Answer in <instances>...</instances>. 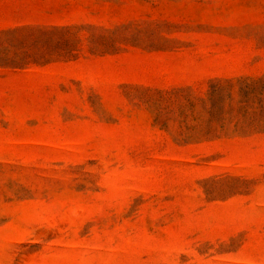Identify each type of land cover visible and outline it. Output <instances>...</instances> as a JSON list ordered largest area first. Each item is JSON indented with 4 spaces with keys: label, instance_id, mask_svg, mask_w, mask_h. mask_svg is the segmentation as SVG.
I'll list each match as a JSON object with an SVG mask.
<instances>
[{
    "label": "rangeland",
    "instance_id": "1",
    "mask_svg": "<svg viewBox=\"0 0 264 264\" xmlns=\"http://www.w3.org/2000/svg\"><path fill=\"white\" fill-rule=\"evenodd\" d=\"M0 264H264V0H0Z\"/></svg>",
    "mask_w": 264,
    "mask_h": 264
}]
</instances>
